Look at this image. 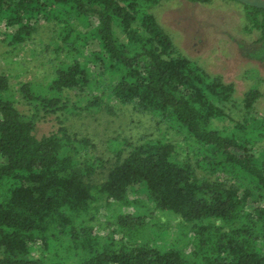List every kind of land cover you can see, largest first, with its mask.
<instances>
[{
    "label": "trees",
    "instance_id": "trees-1",
    "mask_svg": "<svg viewBox=\"0 0 264 264\" xmlns=\"http://www.w3.org/2000/svg\"><path fill=\"white\" fill-rule=\"evenodd\" d=\"M155 1L0 0L2 41L21 44L45 20L62 42L71 39L68 44L77 52L56 65L48 83L52 94L33 92L23 82L19 90L26 102L44 113L65 109V89L82 90L91 83L99 88L90 79L92 72L112 73L99 95L73 108L110 110L105 95L130 104L183 130L193 159L187 154L176 158L171 141L143 134L134 141H116L117 150L105 166L89 152L94 143L88 136L63 125L37 136L33 118L17 108L9 78L0 70V264H264V156L253 150L264 139V116L252 113L259 91L245 92L241 120L220 126L239 106L233 83L175 51L170 35L142 7ZM242 2L250 25L264 39V1ZM88 46L94 47L86 54ZM98 167L105 176L93 182ZM198 168L205 173L200 175ZM222 172L234 180L219 177ZM138 184L146 187L153 207L182 219L181 230L192 235L190 253L162 250L149 238L102 237L86 223L97 206L95 193L106 202L128 204L129 190ZM143 218L124 212L114 222L124 232ZM36 239L55 252L32 254L28 243Z\"/></svg>",
    "mask_w": 264,
    "mask_h": 264
},
{
    "label": "rangeland",
    "instance_id": "rangeland-1",
    "mask_svg": "<svg viewBox=\"0 0 264 264\" xmlns=\"http://www.w3.org/2000/svg\"><path fill=\"white\" fill-rule=\"evenodd\" d=\"M142 7L151 12L170 35L177 53L194 60L211 75L233 83V97L239 106L230 110L231 119L225 118L219 122L220 126H230L235 119H242L243 109L241 110L240 103L245 92L252 88L259 91L253 102L252 113L264 116V53L258 52L264 49V39L261 38L260 29L250 25L242 0H156L144 3ZM114 30L121 40L126 39L118 27L115 26ZM60 39L53 30V25L45 20H41L32 36L21 44L12 45L0 39V70L9 78V95L14 98L20 111L33 118L34 133L37 136L56 131L60 125L77 136H88L94 143L89 152L101 157L105 166L109 165V159H113L117 150L116 141H134L143 134L171 141L175 146L176 158L182 159L186 154L191 158L190 141L183 130L175 129L166 122H157L156 118L135 110L130 104L118 103L105 95L110 110L95 108L77 111L73 108L74 105H83L89 96L99 95L105 89L102 83L111 80L112 73L98 75L97 71L92 72L90 79L97 80L99 88L91 83L82 90L65 89L62 99L66 100L68 109L44 113L41 107L36 109L33 103L26 102L19 90L23 82H28L33 92L52 94L48 90V83L55 75L56 65L70 60L77 53L68 44L71 39L65 42ZM79 41L75 39L76 44ZM94 46H88L85 53L88 54L89 49ZM90 54L92 58L93 53ZM89 64L93 69L94 62ZM96 69L99 70L97 64ZM253 150L262 159L264 139L257 140ZM197 171L200 175L205 173L200 168ZM104 176L105 170L98 167L93 175V182L102 180ZM210 176L214 177V174ZM218 176L234 180L230 173L222 172ZM252 191L255 196L258 195L256 188L253 187ZM95 195L98 198L95 203L97 206L90 212L92 217L87 215L85 220L93 225L100 236H123L125 239L136 240L149 238L162 250L175 247L186 253L191 252L192 235L189 231L185 233V228L181 230L182 219L177 214L153 207L143 184L131 187L128 196L132 200L128 204L116 200L106 202L104 197ZM124 212L143 214L142 224H135L130 229L121 231L114 220L117 213ZM28 244L34 255L45 253L51 256L55 252L46 251L39 239ZM58 251L62 254L66 252L61 248Z\"/></svg>",
    "mask_w": 264,
    "mask_h": 264
},
{
    "label": "water",
    "instance_id": "water-1",
    "mask_svg": "<svg viewBox=\"0 0 264 264\" xmlns=\"http://www.w3.org/2000/svg\"><path fill=\"white\" fill-rule=\"evenodd\" d=\"M262 1H264V0H262Z\"/></svg>",
    "mask_w": 264,
    "mask_h": 264
}]
</instances>
